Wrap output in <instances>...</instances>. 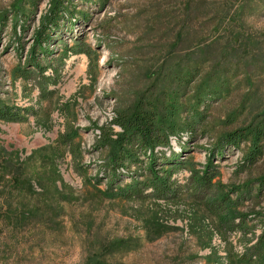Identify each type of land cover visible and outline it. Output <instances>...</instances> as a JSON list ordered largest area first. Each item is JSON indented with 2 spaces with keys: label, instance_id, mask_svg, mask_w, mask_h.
<instances>
[{
  "label": "rangeland",
  "instance_id": "obj_1",
  "mask_svg": "<svg viewBox=\"0 0 264 264\" xmlns=\"http://www.w3.org/2000/svg\"><path fill=\"white\" fill-rule=\"evenodd\" d=\"M70 2L47 30L50 52L34 51L60 69L45 99L23 71L52 0H0V102L24 116L0 119V264H264V150L253 164L251 139L217 153L227 134L264 126V0ZM66 46L89 53L64 59ZM208 84L219 95L188 109ZM170 100L184 129L160 132L169 145L155 153L184 167L164 164L176 170L168 197H128L151 150L116 180L105 132L116 137V118L139 107L167 119ZM210 159L215 186L194 193L192 172ZM221 187L235 202L225 213L211 206Z\"/></svg>",
  "mask_w": 264,
  "mask_h": 264
},
{
  "label": "trees",
  "instance_id": "obj_2",
  "mask_svg": "<svg viewBox=\"0 0 264 264\" xmlns=\"http://www.w3.org/2000/svg\"><path fill=\"white\" fill-rule=\"evenodd\" d=\"M70 1L71 0H52V7L47 16H45V18L43 19L41 29L37 30L35 34V43L33 44L31 50V56L33 57L29 59V68L23 71V77L26 81L29 79H35V81H37L36 86L40 89V96L44 97L45 99L52 97L56 92V89L50 88V86L56 85V83H58L60 69H58L57 66H54V64L51 63L49 65H42L40 60L37 61V59H39V53L37 52H50L48 48H45L46 44H48L51 38V34L47 30L50 28L54 29L53 31L57 30L60 25V19L62 17L64 18L63 15L65 11L74 13V10L70 9ZM43 42H45V44H43ZM34 51L37 52L35 53ZM62 51V53H59V56L64 59L71 51H87V53H89L88 50H84L83 48L78 46H66V48ZM58 59L59 58H57V60ZM63 64L64 62H62V65ZM32 68H35V72L32 70ZM21 69H23V67ZM49 69H51L54 73L52 76L46 74L47 70ZM213 85H215V87H220L222 90L226 89H224V87H222L221 84L219 85L217 82L213 83ZM210 86L212 85L208 84L207 86H200L197 93L193 96L195 103H190L188 105V107L190 106L188 109H190L191 111H195V113H198L199 106H201L206 101L205 98L208 95H219V93H217L215 89L209 90ZM203 95H206V97H203ZM167 106V110H169L171 113H167V119L163 116V113H161L157 107H153L149 110H139V107L132 111L131 114L123 113L116 118L115 121L123 128V131L121 133L117 132L116 137L111 138V133L105 132L104 141L108 143L110 145L109 147L111 148L110 161L108 165L109 167H111L114 179L116 180H119L118 173L116 172L119 166H131L134 164L137 166H139V164L143 165L147 161L141 158V154H147V150H151V154L148 155L149 162H147V172L140 175L134 173L135 175L132 176V182L126 186L128 197H148L149 195L145 194V192L150 188L153 190L154 195L162 198L168 197V194L172 191L171 177L176 171L172 169L173 164L174 167L177 168L184 167V161L178 162L172 159L170 160V162L167 161L160 164L155 153V146L157 144L169 145V139H167V136H161L160 132L164 131L165 129L170 132H175L177 129H184L178 124L175 118H170V115H175L172 114V112L178 109L176 107L177 104H175V101L170 100ZM23 117L24 116L21 114L20 110H16L15 108H11L7 104L0 102V119L6 121H19L23 120ZM187 125L189 126V128L193 127V124ZM250 139L252 140V146L250 147V152L247 153L245 163L253 164L255 163L257 158H259L263 154L264 150V126L261 125L240 128L239 130H235L234 132L227 134L219 141V144L217 146V153H221L222 148L227 145L240 147L242 143L247 142ZM140 150L141 152L139 153ZM176 159L177 158H175V160ZM8 163L9 162L7 160L6 164H3V168L5 170L4 174L15 178V175L13 176L6 173L10 171V168L12 166L8 165ZM208 163L209 166L204 171L193 170L192 172L191 179L192 182H194V187L190 189L194 191V193L200 190L209 191L215 186L213 178L216 174L210 172V167H212L213 165L212 159H210ZM162 164L163 166L161 168H157L158 165L160 166ZM164 164H172V168L165 169ZM142 176L145 177L144 180H140L139 177ZM238 190L239 188H237L236 192H238ZM216 192V202L214 204L212 203L211 206L215 205V210H219L221 211V213H225L228 210L231 211V208L233 206L232 204H235V202L231 200L229 193L226 192L223 187L217 189ZM234 225L235 229H237V224Z\"/></svg>",
  "mask_w": 264,
  "mask_h": 264
}]
</instances>
